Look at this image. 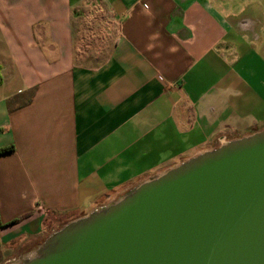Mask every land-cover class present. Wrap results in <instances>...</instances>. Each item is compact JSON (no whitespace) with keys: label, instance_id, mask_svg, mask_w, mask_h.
<instances>
[{"label":"crops","instance_id":"0c3cea01","mask_svg":"<svg viewBox=\"0 0 264 264\" xmlns=\"http://www.w3.org/2000/svg\"><path fill=\"white\" fill-rule=\"evenodd\" d=\"M261 130L264 0H0V264Z\"/></svg>","mask_w":264,"mask_h":264},{"label":"water","instance_id":"95a60500","mask_svg":"<svg viewBox=\"0 0 264 264\" xmlns=\"http://www.w3.org/2000/svg\"><path fill=\"white\" fill-rule=\"evenodd\" d=\"M13 264H264V130L149 178Z\"/></svg>","mask_w":264,"mask_h":264},{"label":"trees","instance_id":"16d2710c","mask_svg":"<svg viewBox=\"0 0 264 264\" xmlns=\"http://www.w3.org/2000/svg\"><path fill=\"white\" fill-rule=\"evenodd\" d=\"M11 151H12V148H11V147H10V148H6V149H1V150H0V155H1V154L9 153V152H11ZM20 219H21V218H19L18 220H14V221H12V222H9V223H7L6 225H12V224L18 222ZM0 226H1V224H0Z\"/></svg>","mask_w":264,"mask_h":264},{"label":"rangeland","instance_id":"374dc122","mask_svg":"<svg viewBox=\"0 0 264 264\" xmlns=\"http://www.w3.org/2000/svg\"><path fill=\"white\" fill-rule=\"evenodd\" d=\"M62 218H63V217H62ZM65 224H66V223H65ZM62 226H63V225H62ZM62 226H61V227H62ZM61 227H59V228H61ZM59 228H58V229H59ZM58 229H55V230L51 231L50 233H52V232H54V231H56V230H58ZM50 233H49V234H50ZM49 234H48V235H49Z\"/></svg>","mask_w":264,"mask_h":264}]
</instances>
